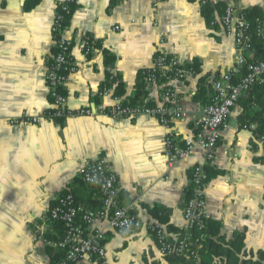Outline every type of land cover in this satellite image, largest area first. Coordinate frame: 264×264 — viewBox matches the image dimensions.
<instances>
[{
	"label": "crops",
	"instance_id": "crops-1",
	"mask_svg": "<svg viewBox=\"0 0 264 264\" xmlns=\"http://www.w3.org/2000/svg\"><path fill=\"white\" fill-rule=\"evenodd\" d=\"M207 1L214 9L212 24L200 1L38 0L27 9V0H0V264H49L35 225L44 222L50 206L69 187L78 188L82 200L90 196L86 185L76 181L102 157L118 176L122 203L139 218L155 223L147 211L155 205L169 211L175 229L166 227L170 241L185 224L193 167L204 166L209 174L205 218L222 224L215 242L224 243V254L216 264H240L264 254V146L253 128L240 127V104L222 131L213 162L202 149L195 159L173 166L165 154L170 132L183 139L197 133L207 106L199 98L202 88L210 97L216 81L225 85V77L234 83L239 78L240 53L222 24L225 12L220 15L217 6L264 14V0ZM65 2L72 10L65 33L77 67L64 89L72 111L102 102L111 107L113 97L169 105L163 98L167 81L149 85L142 78L164 54L195 72L177 83L186 117L169 127L149 116L47 117L52 109L46 84L54 50L51 27L58 4ZM85 39L91 40L90 55L85 54ZM119 83L123 95L116 93ZM109 86L111 96L102 97ZM140 86L144 95L133 103ZM27 116L44 120L38 126L15 123ZM106 231L102 264H170L151 233L128 238ZM239 239L243 248L236 252L231 244Z\"/></svg>",
	"mask_w": 264,
	"mask_h": 264
},
{
	"label": "built area",
	"instance_id": "built-area-1",
	"mask_svg": "<svg viewBox=\"0 0 264 264\" xmlns=\"http://www.w3.org/2000/svg\"><path fill=\"white\" fill-rule=\"evenodd\" d=\"M71 14L70 3H59L51 27L54 50L48 64L46 84L52 109L47 112V117L63 119L108 116L113 119H136L149 116L156 118L166 127L186 117L177 83L193 78L195 72L181 64L177 57L164 54L157 56L154 67L145 71L144 75L145 82L149 85L167 81L168 86L164 89L163 98L169 105L132 104L113 97L114 104L111 107L102 102L93 107L72 111L64 92L70 75L77 72L72 56L73 43L65 33ZM222 24L227 36L235 42L240 53L238 64L242 67L245 63L244 55L253 50L250 21L245 12L230 6L225 10ZM260 33L263 34V29ZM83 44L85 54L90 55L91 40L85 39ZM112 81L110 79V82ZM223 81L225 85H222L220 81L214 83L215 92L212 103L205 107L203 119L198 124V130L194 136L183 139L170 132L165 138V154L170 166L195 159L197 149L204 151L209 163L213 162L222 131L227 126L233 109L256 81H264V59L251 64L248 73L237 83L233 82L231 76L225 77ZM111 93L112 88L106 87L103 89L102 97H110ZM43 120V117L27 116L15 123L38 126ZM260 141L264 146V136L260 138ZM81 178L86 184L100 191L102 206L99 209H90L78 203L72 193L60 195L56 198L55 205L49 208L44 222L39 226L35 225L34 228L37 239L44 246L66 251V259L58 264H100L107 257V229L128 238L147 231L156 237L160 251L165 257H178L191 264H203L201 256L203 243L202 239L197 237L196 231L204 227L207 206L205 188L209 181V174L204 166L193 167L191 196L184 212L185 224L179 229L174 241H170L164 225L157 221L146 223L134 213L131 207L122 203L118 176L106 158L102 157L88 164ZM57 222L65 224V237L62 241L51 242L45 238V235L53 231ZM102 225H106L107 228H103Z\"/></svg>",
	"mask_w": 264,
	"mask_h": 264
},
{
	"label": "trees",
	"instance_id": "trees-1",
	"mask_svg": "<svg viewBox=\"0 0 264 264\" xmlns=\"http://www.w3.org/2000/svg\"><path fill=\"white\" fill-rule=\"evenodd\" d=\"M192 2H203L202 6V14L207 21V23L212 24L214 21V9L209 4L207 0H191ZM38 0H27L26 8H31L36 5ZM227 6L224 4H219L217 9L222 15L225 12ZM247 19L251 24V32L253 34V50L252 52H247L245 57V63L242 66L240 71L239 78L235 79V83L239 81L242 77H244L248 71L249 66L258 61L264 59V38L260 33V30L264 27V14L258 9H252L245 12ZM106 56L112 61V58L106 53ZM144 83H145V75L143 73ZM123 85L121 83L117 84L116 93L119 95H123ZM143 86H140L139 93L132 100L133 103L137 101H141L143 94ZM214 97V93L212 96L207 97L205 89L202 88L199 98L204 100L205 105H209L212 103ZM209 98V99H208ZM239 104L243 109L242 114L239 117L240 127L243 129H251L253 128L254 134L257 137L264 136V81H256L248 90V92L240 98ZM150 105V104H149ZM78 183L81 185H86L85 187L89 190L90 196L85 200H82L79 196L78 188H68L63 192L62 195L67 193H72L78 203H82L87 208L90 209H99L102 206V197L100 191L94 186L86 184L82 178L77 179ZM75 182V183H76ZM191 196V190L188 194V199ZM55 205L52 204L50 207ZM147 211L151 215V217L157 221L159 224L164 225L169 228L170 231H175V229L170 224V215L169 211L164 207L159 205H155L154 207H147ZM222 230V224L220 222L204 219V227L196 231L197 237L202 239L203 249L201 250V256L203 259V264H216L215 259L223 255L222 247L224 243H216L215 239L220 238ZM66 226L64 223L57 222L52 232H48L45 235V238L50 240L51 242H59L62 241L65 237ZM155 240L156 237L154 236ZM231 247L236 251L240 252L243 248V243L241 239L235 241L231 244ZM45 251L49 260V264H58L61 261L66 259V251L56 249L54 247L45 246ZM170 264H191L188 261L178 258V257H166ZM102 264V262H100ZM158 264V263H157ZM233 264V263H232ZM240 264H264V254H261L257 260L253 261H243Z\"/></svg>",
	"mask_w": 264,
	"mask_h": 264
}]
</instances>
